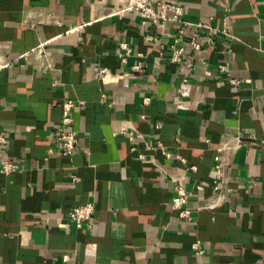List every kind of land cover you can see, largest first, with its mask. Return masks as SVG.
<instances>
[{
    "label": "crops",
    "instance_id": "0c3cea01",
    "mask_svg": "<svg viewBox=\"0 0 264 264\" xmlns=\"http://www.w3.org/2000/svg\"><path fill=\"white\" fill-rule=\"evenodd\" d=\"M171 1L187 23L179 64L180 25L148 43L155 30L133 14L107 17L117 0H0V163L19 168L0 174V264H264V0ZM200 26L214 38L195 53L190 37L211 33ZM137 62L139 76L119 77ZM67 101L71 157L52 135ZM173 182L190 193V221L171 207ZM84 204L91 227L76 229L68 213Z\"/></svg>",
    "mask_w": 264,
    "mask_h": 264
},
{
    "label": "built area",
    "instance_id": "2783aa9c",
    "mask_svg": "<svg viewBox=\"0 0 264 264\" xmlns=\"http://www.w3.org/2000/svg\"><path fill=\"white\" fill-rule=\"evenodd\" d=\"M118 6L113 9L107 17H115V16H124L127 14H133L136 16L140 21V26L147 28L148 30H155L154 33L147 32L145 34V40L148 43H156L159 40L160 34L159 31L162 32L165 30L167 25L169 24H178L180 25V29L178 31V35L174 39L173 44V51L171 54V61L174 63H181L182 57L185 52V47L176 45L183 42L181 38L182 29L187 26V23L183 20L184 11L183 8L176 2L171 0H117ZM85 26L88 24H84ZM80 27L70 28L69 31H76ZM200 29L209 30L211 33L206 35L205 40H202L199 33L194 34L190 37L187 42V45L190 49L195 53H200L202 47L205 43H211L213 41V30L209 26H200ZM48 42H41L37 48L35 49V53L39 56H44L46 54V47ZM161 48L163 46H160ZM131 48L127 43H120L119 44V52L118 57L120 62L125 65L127 63V59L131 55ZM191 66V65H190ZM3 65H0L2 68ZM142 63L137 62L134 64L130 72L123 74V78L127 77H137L139 76L143 69ZM98 74L104 80L107 74L106 69L102 68L98 70ZM136 75V76H135ZM229 82L235 84L234 80L229 78ZM190 85L187 83V80L183 79L179 88L177 90L178 94L182 97H186L190 93ZM148 99H145L144 104L148 103ZM75 108V103L72 101H67L63 104V111H62V119L60 125L57 129L54 130L52 133L55 142H57L60 146V154L65 157H71L75 153L79 151V138L75 130H73V117L72 111ZM137 134L134 132L128 134V139L133 142L136 138ZM6 138L0 135V145H4L6 143ZM157 148L166 156V158H171V154L166 150V148L160 143H157ZM255 142L252 140H242L240 137H237L234 141V145L237 146H248L253 145ZM133 151L135 149H132ZM49 154H54V149H49ZM142 157V156H140ZM216 161H219V157L215 158ZM181 163L185 164L183 159H179ZM18 164L13 162L12 160L5 159L0 163V174L3 175H10L18 170ZM188 171L194 172L196 170L195 167L190 166L187 168ZM221 178H222V169L219 164L215 165V178L213 181V189L215 191H219L221 185ZM73 181L75 178L73 177ZM173 198L171 200V207L173 210L177 211L179 217L184 218L186 220H191V212L185 209V206L188 203L190 198V193L187 192L180 184L177 182H173ZM94 207L92 204H84V205H77L73 207L70 212L68 213V219L71 224L76 229L87 228L91 227L90 220L93 216ZM199 242H196L192 247L197 252V254H202L203 251L199 247ZM262 264V263H259Z\"/></svg>",
    "mask_w": 264,
    "mask_h": 264
}]
</instances>
